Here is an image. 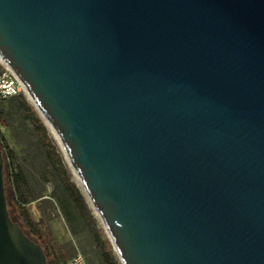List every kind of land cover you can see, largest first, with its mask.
Masks as SVG:
<instances>
[{
	"label": "water",
	"instance_id": "obj_1",
	"mask_svg": "<svg viewBox=\"0 0 264 264\" xmlns=\"http://www.w3.org/2000/svg\"><path fill=\"white\" fill-rule=\"evenodd\" d=\"M0 61L120 264H264V0H0Z\"/></svg>",
	"mask_w": 264,
	"mask_h": 264
},
{
	"label": "rangeland",
	"instance_id": "obj_2",
	"mask_svg": "<svg viewBox=\"0 0 264 264\" xmlns=\"http://www.w3.org/2000/svg\"><path fill=\"white\" fill-rule=\"evenodd\" d=\"M5 68L0 61V72ZM19 93L23 94L31 105L24 91L22 90ZM0 115L7 123V126L0 124V138L2 139L0 141V150L3 156L7 208L16 215L10 192V174L20 172L28 184L29 203L27 204V208L32 218L38 224L41 231L48 229L54 245L61 248L62 254L66 258L64 262H66L77 253V250L71 243L60 241V238L63 240L61 230L64 229L65 221L59 202L65 206H71L72 204L64 189L67 176H71L69 182L74 183L83 194L81 187L68 165L66 168L67 172L65 173L63 164L66 162H60L53 148V145H57L56 140L46 126V133L43 131L40 134L36 133L26 114L18 108L16 101L11 100L9 97L0 98ZM1 142H3V145ZM83 197L90 214L95 219L97 227L103 230L108 240L101 221L94 214L84 195ZM69 210L72 212L71 208ZM53 232L57 236L59 235L58 240L54 238ZM87 248L85 251H80L87 264H99L98 253L92 248ZM113 254L116 261H118L117 255L114 252Z\"/></svg>",
	"mask_w": 264,
	"mask_h": 264
},
{
	"label": "trees",
	"instance_id": "obj_3",
	"mask_svg": "<svg viewBox=\"0 0 264 264\" xmlns=\"http://www.w3.org/2000/svg\"><path fill=\"white\" fill-rule=\"evenodd\" d=\"M11 100L16 101L17 106L21 109L27 116L28 120L32 124L36 133L40 134L41 131L47 132V129L39 117L38 113L35 111L32 105H30L25 99L24 95L18 93L14 96L9 97ZM0 124L2 126H7L6 120L0 115ZM0 141L2 139L0 138ZM3 145V142H1ZM60 162L64 163V158L61 152L58 150V145H53ZM1 151V150H0ZM2 153V152H1ZM3 157V156H2ZM65 173L67 172V164H63ZM70 175L67 176L65 180L64 189L67 196L70 198L71 206H65L63 203L59 202L64 221L72 235H77L80 233H87L95 246L96 252L98 253L99 264H119L116 261L112 247L109 241L106 239L103 230L97 227L95 219L90 214L87 207L85 199L81 191L76 187L74 183H70ZM10 192L12 195V203L16 210V215H14L8 208V213L11 220L17 223L22 229L23 233L29 237L32 241L39 244L43 249L46 257V264H63L66 259L62 254L61 248L56 247L53 243L51 235L48 229L41 231L38 224L32 218L27 204L28 199V184L20 172L10 174ZM5 187V186H4ZM6 194V193H5ZM7 201V196H6ZM8 207V202H7ZM72 209V212L69 210Z\"/></svg>",
	"mask_w": 264,
	"mask_h": 264
},
{
	"label": "built area",
	"instance_id": "obj_4",
	"mask_svg": "<svg viewBox=\"0 0 264 264\" xmlns=\"http://www.w3.org/2000/svg\"><path fill=\"white\" fill-rule=\"evenodd\" d=\"M22 90L19 80L8 68L0 72V98L14 96ZM63 264H87V262L82 254L76 253Z\"/></svg>",
	"mask_w": 264,
	"mask_h": 264
},
{
	"label": "crops",
	"instance_id": "obj_5",
	"mask_svg": "<svg viewBox=\"0 0 264 264\" xmlns=\"http://www.w3.org/2000/svg\"><path fill=\"white\" fill-rule=\"evenodd\" d=\"M64 224H65L64 229L61 230L63 240H61L60 238V241L71 243L74 246V248L77 250V253H80V251H85L87 247H88L87 249L92 248L93 250L96 251L94 243L91 237L87 233L72 235L65 222ZM53 235L54 238H57L58 240L59 235L57 236L55 232H53Z\"/></svg>",
	"mask_w": 264,
	"mask_h": 264
}]
</instances>
